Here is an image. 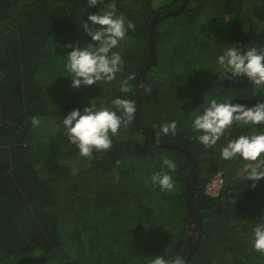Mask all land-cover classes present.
I'll return each mask as SVG.
<instances>
[{
    "label": "trees",
    "instance_id": "trees-1",
    "mask_svg": "<svg viewBox=\"0 0 264 264\" xmlns=\"http://www.w3.org/2000/svg\"><path fill=\"white\" fill-rule=\"evenodd\" d=\"M112 2L88 7L87 0H0V264H148L157 255H186L187 156L152 144L131 121L108 150L82 157L61 124L89 100L111 107L110 99L124 95L118 86L129 74L134 100L148 52L147 25L180 0H114L118 14L135 25L116 49L123 71L111 82L72 88L62 45L87 42L79 23ZM227 43L264 45V0H186L178 13L158 17L154 59L142 76L149 92L144 90L138 123L160 142L189 150L197 163L190 204L199 226L188 264H264V254L250 243L264 211V178L253 187L243 179L247 161L219 155L227 139L264 131V125L233 122L209 148L191 129L193 113L209 98L247 106L264 100V87L246 77L211 71ZM33 115L41 119L37 127L31 126ZM171 120L176 135L159 134V125ZM161 154L177 163L173 191L150 181ZM216 176L219 187L211 195L206 188Z\"/></svg>",
    "mask_w": 264,
    "mask_h": 264
},
{
    "label": "clouds",
    "instance_id": "clouds-1",
    "mask_svg": "<svg viewBox=\"0 0 264 264\" xmlns=\"http://www.w3.org/2000/svg\"><path fill=\"white\" fill-rule=\"evenodd\" d=\"M102 0H87L88 7H97ZM84 33L90 38L87 42L75 41L62 45V53L66 59L65 68L71 78L70 87L92 85L99 82H111L116 74L123 71L124 60L120 51L116 50L125 39L128 30L134 29L131 20L117 12L113 0L104 8L89 13L86 20L79 23ZM216 55L215 70L221 78L233 79L246 77L257 88L264 87V45L255 46L229 44ZM71 49L64 52V49ZM129 74L120 80L118 91L124 95H116L108 102L111 107L101 104L99 107L93 100L82 109H72L60 120L65 134L74 142L79 155L91 158L94 152L106 151L111 147L114 137L121 126H127L134 119L136 102L129 98L132 91ZM146 92L149 89L145 87ZM233 122L244 126L264 125V100L252 106L232 103L230 98L218 100L209 98L202 110L193 113L191 129L197 133L195 139L205 148L214 147L224 135L225 130ZM31 126L37 127L41 119L33 115ZM156 125H153L155 128ZM177 122L166 121L159 125V134L176 135ZM219 155L223 160L237 157L247 161L244 181L255 182L264 178V131H253L227 139L219 146ZM160 169L150 176L154 186L161 191H173L172 173L177 163L168 155L161 154ZM250 243L253 250L264 254V211L252 226ZM148 264H187L186 257L175 255L165 258L163 255L153 256Z\"/></svg>",
    "mask_w": 264,
    "mask_h": 264
},
{
    "label": "water",
    "instance_id": "water-1",
    "mask_svg": "<svg viewBox=\"0 0 264 264\" xmlns=\"http://www.w3.org/2000/svg\"><path fill=\"white\" fill-rule=\"evenodd\" d=\"M185 4H186V0H180V3L174 9L163 10V11H159L155 13V15L152 17V19L149 21L147 25V50L148 52H147L146 60L135 79L134 101L136 102V112L134 114V119L132 120V123L137 130L147 135L149 141L152 144L158 145L160 147L163 146V147H171V148L178 149L179 151L183 152L187 156V158L189 159L191 163V168L189 170V173L187 174L185 186H184V200H185V204L188 207L187 213L190 217V219L188 220V224H187L189 230L186 236L187 245H186V255H185L187 264H188L191 252L195 249L196 243H197V237L193 236V233L198 232V226H199V222L197 221L198 219L190 204V195L192 191L193 178L195 176V169L197 165L195 157L189 150H187L186 148H183L181 145L177 143L162 142V141L160 142L148 129L140 125L137 120L142 97H143L144 90H145V87L142 86V79H143L142 76H144L146 69L149 67V65L153 62V59H154L153 24L155 20L160 16L178 13L185 6Z\"/></svg>",
    "mask_w": 264,
    "mask_h": 264
},
{
    "label": "rangeland",
    "instance_id": "rangeland-1",
    "mask_svg": "<svg viewBox=\"0 0 264 264\" xmlns=\"http://www.w3.org/2000/svg\"><path fill=\"white\" fill-rule=\"evenodd\" d=\"M246 166H247V164H246L242 169L246 168ZM242 169H241V170H242ZM241 170H240V171H241ZM218 180H219V177H218V176H216V177H214V178L212 179V181L207 185V188H206L207 193L212 194V193L215 192V190H216L217 187H218V185H217V183H216L215 181H218ZM212 182H215V183H212Z\"/></svg>",
    "mask_w": 264,
    "mask_h": 264
},
{
    "label": "built area",
    "instance_id": "built-area-1",
    "mask_svg": "<svg viewBox=\"0 0 264 264\" xmlns=\"http://www.w3.org/2000/svg\"><path fill=\"white\" fill-rule=\"evenodd\" d=\"M219 181H220V180H218V181H215V182L217 183L218 187H219ZM215 182H212V183H215ZM218 187H217V189L215 190V192H214V193H212L211 195H214V194L216 193V191L218 190Z\"/></svg>",
    "mask_w": 264,
    "mask_h": 264
}]
</instances>
